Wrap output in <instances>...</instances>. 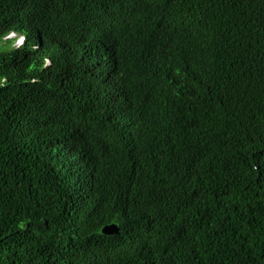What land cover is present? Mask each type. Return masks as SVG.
<instances>
[{
    "label": "trees",
    "instance_id": "16d2710c",
    "mask_svg": "<svg viewBox=\"0 0 264 264\" xmlns=\"http://www.w3.org/2000/svg\"><path fill=\"white\" fill-rule=\"evenodd\" d=\"M0 77V264H264V0H0Z\"/></svg>",
    "mask_w": 264,
    "mask_h": 264
},
{
    "label": "clouds",
    "instance_id": "9594fccd",
    "mask_svg": "<svg viewBox=\"0 0 264 264\" xmlns=\"http://www.w3.org/2000/svg\"><path fill=\"white\" fill-rule=\"evenodd\" d=\"M96 23H97V20H96ZM99 25H100V24L97 23V27H98ZM107 29H108V28H107ZM9 37H10V38H17V39H16V45H17V46L22 45L23 42H24V37H23V36H20V35H16L15 33H11ZM6 82H7V78H6V77H0V85L5 84ZM107 226H114V227H116L115 225H107ZM107 226H105V227H107ZM103 228H104V227H103ZM116 229H117V227H116ZM114 234H117V232L114 233ZM114 234H112V235H114Z\"/></svg>",
    "mask_w": 264,
    "mask_h": 264
},
{
    "label": "water",
    "instance_id": "95a60500",
    "mask_svg": "<svg viewBox=\"0 0 264 264\" xmlns=\"http://www.w3.org/2000/svg\"><path fill=\"white\" fill-rule=\"evenodd\" d=\"M117 232V229H116V227H114V226H107V227H104L103 229H102V233L104 234V235H112V234H114V233H116Z\"/></svg>",
    "mask_w": 264,
    "mask_h": 264
}]
</instances>
